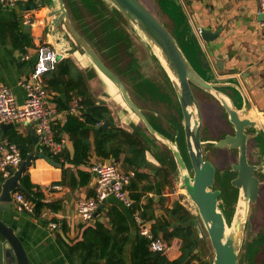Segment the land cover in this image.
Masks as SVG:
<instances>
[{
    "label": "water",
    "instance_id": "1",
    "mask_svg": "<svg viewBox=\"0 0 264 264\" xmlns=\"http://www.w3.org/2000/svg\"><path fill=\"white\" fill-rule=\"evenodd\" d=\"M52 1L53 47L65 59L81 58L103 87L106 105L97 104L121 119L152 158L169 161L164 165L175 171L202 226L210 264H242L252 235L249 217L264 189V125L246 114V105L237 106L243 92L237 79L216 75L204 43L210 45L219 32L196 29L181 0H148L150 5L142 0H69L70 8L67 0ZM216 63L223 71L224 59ZM204 106L218 116L212 134L206 131ZM111 116L96 129L109 128ZM12 127L2 125V131ZM34 143L35 151L1 183V209H12L15 193L29 194L22 179L37 159L57 165L40 151L37 138ZM211 150L235 158L230 184L237 194L229 218L215 188ZM17 232L0 219V264H31ZM259 239L258 247L264 244ZM260 250L264 255V245Z\"/></svg>",
    "mask_w": 264,
    "mask_h": 264
},
{
    "label": "crops",
    "instance_id": "2",
    "mask_svg": "<svg viewBox=\"0 0 264 264\" xmlns=\"http://www.w3.org/2000/svg\"><path fill=\"white\" fill-rule=\"evenodd\" d=\"M181 2L196 29L219 32V36L210 45L204 43L206 53L216 75L219 79H237L243 89L242 98L238 97L236 99L237 106L244 108L246 105V114L264 125V32L260 25L262 15L258 11V1L181 0ZM67 4L70 8L69 0H67ZM53 7L52 0H32L29 4L20 5L15 9H10L0 4V21L11 22L16 18L19 20L21 29L31 35L33 42L32 47H29L24 55L19 51L10 54L6 46L8 39H6L5 43L0 42V86L4 85L11 88L16 95L18 103H23L26 96L25 91L18 83L31 72L32 66L37 59L38 44L42 41L52 47L55 46L53 34L50 30L52 22L51 18H49ZM26 12H29L34 19V26L32 27H24L21 24ZM25 55L30 57L29 60L24 58ZM68 59L74 61V64L83 73L86 82L88 80L90 83L92 88L91 97L96 103L99 102L106 105L105 100L102 98L103 87L97 76L93 77L92 73H88L89 66L81 58L72 56V58ZM220 59H224L223 71H219L217 68L216 61ZM89 74L92 77L90 80L88 79ZM49 80L50 76L46 75L45 82L47 85H49ZM76 98L79 99L82 106L80 97H73L69 104L66 102L63 86H59L57 91L48 89L49 104L57 110L53 120V128L55 127L56 133L63 141L64 149L58 156H53L46 148L40 145V151L48 156L51 154L53 157H50L57 165L44 158H39L28 170L31 182L40 188L44 195V201L52 204L55 210L45 209L44 213L46 215L43 216V213L42 220H39L33 214L17 212L14 204H12L10 211L0 207V219L5 221L8 226L17 229L18 237L23 242L31 264H69L61 249L60 239L71 243L79 240L83 235V224L79 222L76 216V206L80 199L95 196V176L91 172V167L94 163L114 161L120 165L122 170L135 172V169L125 163L126 156L124 154H121L119 158L111 156L108 159L98 156L95 152L93 134L91 136L92 153L88 164L83 166L67 164V166L63 167L60 162L54 159L59 157L60 160H64V153L70 155L71 158L73 157V143L68 134L62 131V126L67 122L70 114L69 108ZM112 118L114 119L113 123L111 122V126L129 131L126 126L122 125L121 119L115 118V115ZM89 128L92 129V127ZM1 133L8 140L13 133L23 139H30L33 147L32 152L35 151L34 138H37L35 124H15L14 127L7 128L5 131H2L1 128ZM143 145L145 147V165L144 168L139 169V173H144L147 177L139 178L138 190L142 194V204L148 205L150 203V211L155 216V219L148 220L150 226L156 223V218H168L167 211L172 210L176 204H181L188 209L194 218L190 224L194 226L200 239L198 252L203 250L206 255L208 253L209 257L208 243L201 224L196 221L192 210L179 199L177 196L178 192L173 191L174 181L176 184L178 181L175 171L168 169L171 173L169 176L160 174L161 169L168 168L164 163L169 164V161L164 159V162H162L157 155L152 158L147 152L148 148L145 144ZM157 159L163 164L160 165ZM3 182H0V193L1 183ZM178 184L180 185V182ZM150 186L153 187V190L149 189ZM105 205L117 206L126 214L130 212L112 197L107 200ZM129 219V242L124 252L126 264H131L132 247L140 228V224L134 217L129 216ZM51 221L58 223L56 230L49 228L48 224ZM101 221L108 222L109 225V220L106 218L101 219ZM162 221L169 224L176 223V220ZM251 228L252 235L249 237V247L242 264H264V255L260 250V247L264 244L258 247L255 241L260 236L264 239V221L260 223V220H254ZM168 230H172V227H168ZM158 238L164 240L168 245L164 238L163 230L159 232ZM263 239L259 240L262 241ZM170 245L172 249L168 253V258L173 261L181 255L182 241L174 239Z\"/></svg>",
    "mask_w": 264,
    "mask_h": 264
},
{
    "label": "trees",
    "instance_id": "3",
    "mask_svg": "<svg viewBox=\"0 0 264 264\" xmlns=\"http://www.w3.org/2000/svg\"><path fill=\"white\" fill-rule=\"evenodd\" d=\"M6 39H8L6 46L10 54L19 51L24 55L27 49L33 45L31 35L21 29L19 20L16 18L11 22L0 21V42L5 43ZM47 76H50L47 89L57 91L59 86H63L66 102L69 104L73 97H80L83 106L79 116L70 112L67 122L62 126V131L68 134L73 143V157L64 153V160H60L59 157L54 159L60 162L63 167L67 164L72 166L88 164L92 153L91 136L93 134L95 152L98 156L108 159L111 156L119 158L121 154H124L126 156L125 163L135 169L136 173L129 186L130 196L134 200V207L129 214L117 206L105 205L98 213L94 223L83 224V235L79 240L68 243L60 239L63 254L69 264H126L124 252L130 235L129 216L133 217L139 211L143 220L155 219L150 211V203L142 204V194L138 190L139 178L147 177L144 173H139V169L144 168L145 165L143 142L134 134L113 126L105 131L95 129L109 118L111 112L107 106L97 104L91 97L83 73L71 59L63 60L58 70L48 73ZM53 131L56 139L60 141L61 138L56 133L55 127ZM9 140L18 145L24 159L33 151L30 139H23L13 133L9 136ZM49 156L53 157L51 154ZM160 174L169 176L171 173L168 168H163L160 170ZM3 181L5 179L0 175V182ZM22 186L29 194L19 192L35 203L33 214L35 218L42 220L45 209L55 210L52 204L44 201V195L40 188L31 182L29 172L23 177ZM149 189L153 190V187L150 186ZM167 214L168 218H156V223L151 226L155 238H158L161 230L164 231V238L168 242L167 249L162 252L151 251L149 241L138 233L132 247L131 264H194L196 260H201V264H210L209 260L202 259L203 250L196 252L200 248V239L194 226L190 224L194 218L188 209L178 203L172 210H168ZM103 218L109 220V225L108 222L101 221ZM162 220H176V223L169 224ZM168 227H172V230H168ZM174 239L182 241V248L181 255L172 261L168 258V253L172 249L170 243Z\"/></svg>",
    "mask_w": 264,
    "mask_h": 264
},
{
    "label": "built area",
    "instance_id": "4",
    "mask_svg": "<svg viewBox=\"0 0 264 264\" xmlns=\"http://www.w3.org/2000/svg\"><path fill=\"white\" fill-rule=\"evenodd\" d=\"M32 0H0V4L10 9L29 4ZM258 1V11L262 15L261 29L264 32V0ZM24 27L34 26V19L29 12L23 16L21 23ZM200 34V31H198ZM29 60V56L25 55ZM65 57L54 47L40 42L37 46V59L31 72L21 79L18 85L25 91V100L18 103L11 88L0 86V175L7 179L21 166L24 158L17 144L3 137L2 125L6 124H35L36 135L40 145L46 148L53 156H58L64 149L63 141H58L53 131V120L57 110L52 108L48 101V89L45 77L48 73L57 71ZM82 106L79 99H74L70 112L81 114ZM91 172L95 176V196L82 198L76 206V216L81 224H92L96 220L98 210L104 207L109 198L117 200L125 209L131 211L134 200L130 196L129 186L136 173L124 171L114 161L94 163ZM16 211L19 213L34 214L35 203L23 193L14 195ZM44 213L43 216H45ZM133 217L140 224L139 234L149 241L151 251L162 252L167 249V243L155 238L149 221L143 220L137 211ZM49 228L56 230L58 223L51 221Z\"/></svg>",
    "mask_w": 264,
    "mask_h": 264
},
{
    "label": "rangeland",
    "instance_id": "5",
    "mask_svg": "<svg viewBox=\"0 0 264 264\" xmlns=\"http://www.w3.org/2000/svg\"><path fill=\"white\" fill-rule=\"evenodd\" d=\"M142 1L150 5L148 0H142ZM120 64L123 65L122 60ZM202 106H203V102H202ZM204 115H205V121H206V131L207 133L212 134L214 133V127L216 126V122L218 121L217 113L212 107L204 106ZM223 116L226 119V114L224 112H223ZM210 160L213 162V164L217 168L215 188L221 191L220 206L221 208H223L222 210L224 211L227 218H229L228 214L231 212V209L234 206V203L236 200V194H237L235 188H233L230 184V181L235 176L234 173L231 171L232 164L235 163V158L230 160V158L226 154L220 151L211 150ZM179 181H177V184L174 181L175 189L173 188V191H177L178 192L177 196L179 197V199L188 206V201L185 196L186 192L180 186L181 184L180 185L178 184ZM249 220H264V189L262 191L261 198L252 207ZM204 254L201 255L202 259L210 260V256L208 257V253L207 255L206 254L204 255ZM200 261L197 260L194 262V264H199Z\"/></svg>",
    "mask_w": 264,
    "mask_h": 264
},
{
    "label": "bare ground",
    "instance_id": "6",
    "mask_svg": "<svg viewBox=\"0 0 264 264\" xmlns=\"http://www.w3.org/2000/svg\"><path fill=\"white\" fill-rule=\"evenodd\" d=\"M27 5V4H26Z\"/></svg>",
    "mask_w": 264,
    "mask_h": 264
}]
</instances>
